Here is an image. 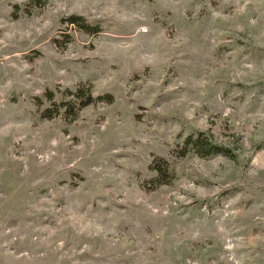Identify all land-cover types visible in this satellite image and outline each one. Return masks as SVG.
<instances>
[{
  "label": "rangeland",
  "instance_id": "obj_1",
  "mask_svg": "<svg viewBox=\"0 0 264 264\" xmlns=\"http://www.w3.org/2000/svg\"><path fill=\"white\" fill-rule=\"evenodd\" d=\"M0 264H264V0H0Z\"/></svg>",
  "mask_w": 264,
  "mask_h": 264
},
{
  "label": "trees",
  "instance_id": "obj_2",
  "mask_svg": "<svg viewBox=\"0 0 264 264\" xmlns=\"http://www.w3.org/2000/svg\"><path fill=\"white\" fill-rule=\"evenodd\" d=\"M68 22L73 25H78V27L89 34L96 35L100 32V27L98 25L89 24V22L81 16H71L68 18ZM60 95L61 97L58 99L55 96V92L47 90L42 97L35 98V104L39 109L42 108L45 101L48 102V106L44 107L40 112L41 117L47 119L57 116L72 118L76 116L79 110L87 105L100 101H109L108 95H95L90 92V90H87L85 94L83 87H77L74 91L63 90ZM185 143L201 157L224 153L225 151L212 141H209L208 137H197L194 139L189 135L185 139ZM152 168L161 174L162 170L159 164Z\"/></svg>",
  "mask_w": 264,
  "mask_h": 264
}]
</instances>
